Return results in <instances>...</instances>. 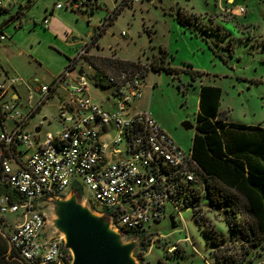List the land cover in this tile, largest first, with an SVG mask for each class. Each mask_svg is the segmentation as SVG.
Segmentation results:
<instances>
[{"label": "rangeland", "instance_id": "rangeland-1", "mask_svg": "<svg viewBox=\"0 0 264 264\" xmlns=\"http://www.w3.org/2000/svg\"><path fill=\"white\" fill-rule=\"evenodd\" d=\"M68 1L33 0L29 4L27 0H2L0 24L9 15L22 13L2 31L0 84L8 86L10 79L18 80L16 90H9V98L19 95L17 103L23 106V114L31 110L26 107L28 100L38 99L41 87L57 79L69 60L89 45L92 58H119L152 66L141 104L185 152L196 133L201 86L221 90L219 111L226 113V123L264 127V0H90L78 10L67 5ZM58 5L60 10H56ZM120 7L124 8L109 25L113 18L109 17ZM237 7L246 14H235ZM179 16L187 17L185 25L178 22ZM99 31L102 37L92 42ZM162 51L166 53L164 65L175 70L171 75L154 72V66L161 65ZM83 65L91 84L93 70ZM80 68L68 72L65 83L70 87L76 85ZM69 92L70 88L60 85L29 119L26 131L39 125L42 134L61 130L58 107L62 100H69ZM90 93L98 105L108 95L92 86ZM185 122L192 128L185 130ZM12 127L6 122V130ZM200 205L201 214L231 249L233 259L223 264H236L235 260L264 264V243L248 249L233 241L224 211L211 206L205 193ZM172 217L175 229L171 228ZM2 219L9 233L16 217ZM152 229L153 242L143 264H216L214 248L196 223L192 208L183 207L178 214L168 206ZM171 247L176 250L170 251Z\"/></svg>", "mask_w": 264, "mask_h": 264}, {"label": "built area", "instance_id": "built-area-1", "mask_svg": "<svg viewBox=\"0 0 264 264\" xmlns=\"http://www.w3.org/2000/svg\"><path fill=\"white\" fill-rule=\"evenodd\" d=\"M88 1L71 4L78 10ZM61 8L56 6V10ZM234 13L246 14L241 7ZM3 41L5 35L1 34ZM88 46L57 79L41 87L38 99L28 100L26 107L31 110L26 115L18 100L9 98V90H16L18 80L10 79L8 86L0 84V183L22 198L18 203L0 198V217H16L9 233L2 225L0 234L24 264L71 261L62 238L44 233L47 218L38 208L42 199L67 196L76 187L95 209L112 215L118 229L150 235L168 206L179 214L189 194L183 186L196 182L198 165L191 153L183 151L141 104L152 66L135 61L134 67L98 71L91 64ZM84 63L93 70L91 84L84 76ZM77 67L81 68L76 85L70 87L65 80ZM97 73L103 84L97 82ZM60 85L71 89L69 100H62L58 107L61 130L36 133L39 125L27 132L31 116ZM91 86L108 93L100 105L93 102ZM6 122L13 127L6 130Z\"/></svg>", "mask_w": 264, "mask_h": 264}, {"label": "trees", "instance_id": "trees-1", "mask_svg": "<svg viewBox=\"0 0 264 264\" xmlns=\"http://www.w3.org/2000/svg\"><path fill=\"white\" fill-rule=\"evenodd\" d=\"M75 1L71 0V2ZM27 2L31 4L33 0ZM90 6L92 7L91 4ZM123 8L120 7L113 12L109 25L118 17ZM93 10L94 8L92 12ZM20 14L22 13L16 16L9 15L8 19L0 24V35L4 34L3 28L9 22L22 16ZM185 18L179 16L178 22L185 25ZM101 37L102 33L99 31L96 36H92V42H97ZM162 53L161 65L154 66V72L165 71L171 75L175 70L169 65H164L166 53L164 51ZM70 62L71 59L69 64ZM91 64L98 71L115 67H134L132 62L110 58H92ZM95 77L99 84H103L99 73ZM220 99L221 90L219 88L201 86L196 133L188 151L198 165L197 178L194 184L183 186L184 190L189 193L186 196L184 208L193 209L196 223L214 248L212 256L216 264H223L233 259V255L232 253L229 255L231 249L225 245V239L219 236V233L201 214L200 199L203 193L208 197L211 206L224 211L225 221L233 241L246 244L248 249L264 243V129L257 126H238L226 123V113L219 111ZM4 196L11 198L14 203L22 201L19 194L0 183V198ZM0 226L4 230L5 223L2 217H0ZM153 235L154 233L141 235L142 242L136 253L140 264H143L141 261L147 252L148 245L153 242ZM235 262L236 264L241 263L238 260ZM0 264H24L15 252L9 250L8 243L1 234Z\"/></svg>", "mask_w": 264, "mask_h": 264}, {"label": "water", "instance_id": "water-1", "mask_svg": "<svg viewBox=\"0 0 264 264\" xmlns=\"http://www.w3.org/2000/svg\"><path fill=\"white\" fill-rule=\"evenodd\" d=\"M14 100H19V96ZM182 127L192 128L186 122ZM40 130L37 127L35 132ZM38 208L47 218L44 233L50 238H62L64 250L71 255L70 263L57 264H140L136 253L142 242L141 235L118 229L112 215L95 209L78 188L74 187L64 197L42 199ZM170 221L171 228L175 229L174 218Z\"/></svg>", "mask_w": 264, "mask_h": 264}, {"label": "crops", "instance_id": "crops-1", "mask_svg": "<svg viewBox=\"0 0 264 264\" xmlns=\"http://www.w3.org/2000/svg\"><path fill=\"white\" fill-rule=\"evenodd\" d=\"M119 59V58H118ZM120 60H122V59H120ZM122 61H125V60H122ZM129 62H131V61H129ZM16 95H14V97H15ZM43 120H45L46 121V118H44ZM42 120V121H43ZM42 123H44V122H42ZM253 127H256V126H253ZM257 127H260V128H262V129H264V127L263 126H260V125H258ZM40 129H41V127H40Z\"/></svg>", "mask_w": 264, "mask_h": 264}]
</instances>
